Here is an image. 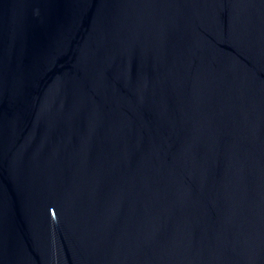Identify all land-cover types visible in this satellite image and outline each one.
I'll list each match as a JSON object with an SVG mask.
<instances>
[{
  "label": "water",
  "instance_id": "95a60500",
  "mask_svg": "<svg viewBox=\"0 0 264 264\" xmlns=\"http://www.w3.org/2000/svg\"><path fill=\"white\" fill-rule=\"evenodd\" d=\"M0 264H264V0H0Z\"/></svg>",
  "mask_w": 264,
  "mask_h": 264
}]
</instances>
